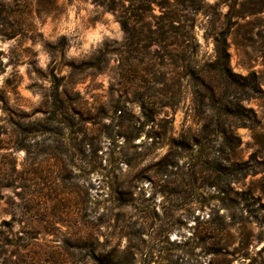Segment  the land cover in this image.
<instances>
[{
    "label": "rangeland",
    "instance_id": "1",
    "mask_svg": "<svg viewBox=\"0 0 264 264\" xmlns=\"http://www.w3.org/2000/svg\"><path fill=\"white\" fill-rule=\"evenodd\" d=\"M47 1L0 0V264H264V0Z\"/></svg>",
    "mask_w": 264,
    "mask_h": 264
},
{
    "label": "trees",
    "instance_id": "2",
    "mask_svg": "<svg viewBox=\"0 0 264 264\" xmlns=\"http://www.w3.org/2000/svg\"><path fill=\"white\" fill-rule=\"evenodd\" d=\"M94 2L104 5L108 9L112 11L119 12V18L123 26H126L129 22L130 15L122 10L124 7L123 0H93ZM47 6H45L44 10L52 8L55 5L53 0L47 1ZM122 10V11H121ZM215 49H216V60L215 63L217 65V71L219 72L220 76H223L224 80L226 81L227 78H230L231 71H230V51H229V44L227 39L223 36L221 38H215ZM60 92L55 90L53 91L54 101L56 98H59Z\"/></svg>",
    "mask_w": 264,
    "mask_h": 264
}]
</instances>
